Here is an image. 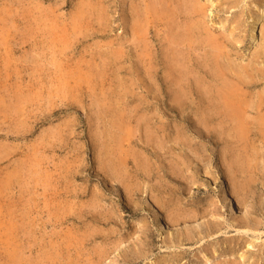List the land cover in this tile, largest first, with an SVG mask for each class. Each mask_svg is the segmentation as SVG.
I'll use <instances>...</instances> for the list:
<instances>
[{"label": "rangeland", "instance_id": "obj_1", "mask_svg": "<svg viewBox=\"0 0 264 264\" xmlns=\"http://www.w3.org/2000/svg\"><path fill=\"white\" fill-rule=\"evenodd\" d=\"M155 1L0 0V264H264V145L230 135L206 41L264 69V0Z\"/></svg>", "mask_w": 264, "mask_h": 264}, {"label": "bare ground", "instance_id": "obj_2", "mask_svg": "<svg viewBox=\"0 0 264 264\" xmlns=\"http://www.w3.org/2000/svg\"><path fill=\"white\" fill-rule=\"evenodd\" d=\"M157 4L158 0L155 1L154 5L150 6L151 8L147 7V17H151L153 15V12H155L157 8ZM167 4L173 6L174 1L172 0L167 2L166 0H163L162 8L160 9L159 13H167L165 12L167 11L166 9L171 12ZM187 5L190 8V18H198L192 20L188 24L185 23L184 29L182 31L178 30L170 35L168 42L169 46L167 47L165 54L166 65L168 69L167 75L168 77H173L171 81L175 86H177L176 90L174 91V99L178 102L182 101L183 97L187 94V91L185 90L182 83H184L186 80L187 75L185 76V74L192 70V68L185 63L186 60H191V56H186L184 54L183 47L187 46V49L189 50L188 52L192 54L191 50H194L196 36L201 34L202 27L203 30L208 32V27L204 25L202 17L208 16V10L210 9V6L201 7L199 4H189L188 2ZM135 25V30L133 32L134 34L141 28H144V24L138 23V25ZM198 31L199 33L197 34ZM218 36L209 35L206 37V41L208 42L209 46L214 49V51H212L213 56L211 57V61L214 66V76L224 80L222 86L218 90V95L221 97L222 104L219 108L220 114L224 115V123L226 122L230 125L228 128L230 135L236 138V141H239L241 148L242 144H244V149H246L248 141H255L256 139H260L261 143L264 145V94L259 92L257 95L258 97H256V94H254L250 88L252 81L255 80L257 74L259 75L260 72H262L261 74L264 75V69H255L254 66L252 67L251 62L241 66L233 64L232 61L227 63L225 59L226 56L228 57L226 45ZM252 38H254V35ZM262 38L263 44L261 45L259 55L257 57L259 59L263 58L264 61V26L262 27ZM222 59H224V63L221 62ZM178 72L179 74L177 75ZM255 97L257 99H255ZM262 147L264 146L261 145V148ZM257 150L258 149H256V151ZM247 152H249V150ZM240 158L238 159L240 160ZM246 164L247 166L251 165V163Z\"/></svg>", "mask_w": 264, "mask_h": 264}]
</instances>
